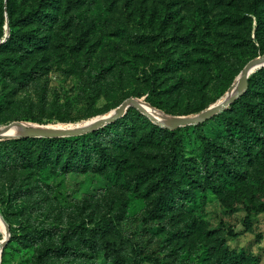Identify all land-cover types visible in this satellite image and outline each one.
I'll use <instances>...</instances> for the list:
<instances>
[{"label":"rangeland","instance_id":"1","mask_svg":"<svg viewBox=\"0 0 264 264\" xmlns=\"http://www.w3.org/2000/svg\"><path fill=\"white\" fill-rule=\"evenodd\" d=\"M37 1L19 3L30 9ZM66 2V25L55 30L50 54L35 53V60L15 67L12 50L0 53L6 67L0 70V128L14 122L83 126L136 94L163 119L194 117L224 101L246 65L264 56V0H258L263 22L248 13L251 0ZM9 30L6 24L3 40ZM27 65H35V79L20 82L18 72ZM146 120L131 111L91 140L121 161L119 177L91 148L69 167L68 151L49 152L40 137L0 146V215L13 237L1 264H132L134 243L161 264H264V211L247 210L264 203V158L242 153L211 117L184 131L178 161L184 167L174 171L176 189L161 206L149 181L136 183L167 153L142 144ZM203 137L223 142L230 173L218 174L222 167L209 157ZM109 219L115 231H93ZM6 236L0 226V239Z\"/></svg>","mask_w":264,"mask_h":264},{"label":"trees","instance_id":"2","mask_svg":"<svg viewBox=\"0 0 264 264\" xmlns=\"http://www.w3.org/2000/svg\"><path fill=\"white\" fill-rule=\"evenodd\" d=\"M66 0H39L34 3L30 9L24 7L23 3L19 0H6L0 8V53L5 50H12V53L17 59L15 67L24 64L25 61L35 60V53L50 54L52 43L55 41V30L62 29L65 23V17L68 9ZM163 9L167 14H171V3L164 2ZM249 14H253L258 18L259 22H263V16L259 9L258 0H251ZM9 24V36L6 37L4 42L3 27ZM251 24V19H250ZM252 28V25L250 26ZM45 30V33H41ZM251 33V32H250ZM53 41V42H52ZM248 44L256 51L257 45L249 37ZM176 62L171 61L169 66L172 67ZM6 67L0 62V70L5 71ZM20 75L17 78L21 79L20 82H30L35 79V65H27L25 71H19ZM264 67L260 68L248 79V90L240 96L228 109L222 111L212 119L217 120L221 125L220 132L231 138L233 141L241 145V152L248 157L264 158ZM141 97V95H134ZM151 105L158 109L165 110V107L160 104L156 99L150 98ZM203 109L198 108L196 112H201ZM131 111L136 112L137 121H141L145 117L137 109L131 107L127 114ZM126 114V115H127ZM156 114V113H155ZM157 115V114H156ZM160 117V116H159ZM124 117L117 121L108 124L97 130L77 135L66 137H40L43 141L44 148L49 152L56 148L57 150L65 149L68 151L70 160L68 166L73 167L74 164L81 158L84 151L91 148L94 152L102 158V160L114 166V174L119 177L123 174V166L120 160L114 155L105 152L103 146L96 140L92 143L91 140L94 136L100 133L112 130L116 124L119 123ZM208 120V119H207ZM145 130L148 131L140 138L143 145H160L167 149V153L163 156L162 160L153 167H148L136 179L137 184L150 182L153 190L159 194L158 204L161 206L166 205L173 192L176 189L177 181L174 178V171L179 167H184L183 163H179L180 149L183 145L184 131L195 127V125H188L185 127H177L176 129L164 128L154 122L147 121ZM144 123H140L143 125ZM33 137H13L2 140L0 146L15 144L18 141L34 140ZM203 142L206 147V152L209 157L214 160V163L221 166L217 172L221 177L224 173H230V165L227 162L226 153L227 149L223 142L216 138L203 137ZM31 161V159H30ZM187 182H192L190 176H184ZM248 213L263 212L264 203L258 204L253 207H248ZM116 227L112 219L107 220L104 224L97 226L93 229L95 232L106 234L109 231H115ZM82 241L86 244H92L93 238L89 235L80 234ZM13 239L11 236L9 242ZM8 242V243H9ZM105 248L109 251L116 252L117 248L114 243L106 242ZM133 252L136 253V258L132 264H143L144 262L160 263V260L153 254H146L142 248L137 244H133ZM57 250H60L57 249ZM234 261H238V257L234 256ZM168 264V263H164Z\"/></svg>","mask_w":264,"mask_h":264},{"label":"water","instance_id":"3","mask_svg":"<svg viewBox=\"0 0 264 264\" xmlns=\"http://www.w3.org/2000/svg\"><path fill=\"white\" fill-rule=\"evenodd\" d=\"M7 23V27H8ZM6 40V39H5ZM3 40L2 42H4ZM264 67V56L253 59L250 61L242 71L243 78L245 79V89L241 92H236L231 98L222 100L220 103L210 107L209 109L202 111L194 117L179 118L174 125H167L164 120L154 116L146 108V102L140 97H130L124 100L117 108L116 113L112 115H104L98 117L86 125L83 126H67L61 128H49L40 126H30L21 122L10 123L7 126L0 128V140H5L13 137H66V136H77L82 135L99 128H102L108 124H111L118 119L124 117L131 107L138 108L144 115H146L152 122L164 128L176 129L177 127H184L188 125H195L206 121L207 119L215 116L219 112L226 110L234 103L248 88V79L252 73L258 68ZM252 71V73H250ZM15 125L24 127L26 130L25 134H12L11 131ZM7 243H3L0 239V264L2 259V253Z\"/></svg>","mask_w":264,"mask_h":264},{"label":"bare ground","instance_id":"4","mask_svg":"<svg viewBox=\"0 0 264 264\" xmlns=\"http://www.w3.org/2000/svg\"><path fill=\"white\" fill-rule=\"evenodd\" d=\"M250 73H252V71H250ZM245 86H246L245 79L243 78V75H242V78L232 87V89H231L229 95L226 97V99L231 98L236 92L243 91L245 89ZM146 108L150 111L151 114H153L156 117H159L158 115L155 114V112H153L150 109V106H149L148 103H146ZM117 109L118 108L112 110L111 112L108 113V115H112V114L116 113ZM159 118H161V117H159ZM161 119L164 120L167 125H174L175 122L178 120V119H174L172 121H169V120H166V119H163V118H161ZM67 126H69V125H66V127ZM49 128H57V127H49ZM58 128H61V127H58ZM11 133L12 134H25L26 130H25L24 127H21L19 125H15L14 128L12 129ZM0 226H3L6 229V232H7L6 239H3V241L1 240L5 244L9 240L10 229H9V226H7V224L5 223V221H4V219H3V217L1 215H0Z\"/></svg>","mask_w":264,"mask_h":264}]
</instances>
